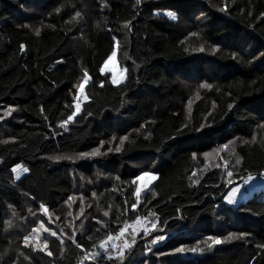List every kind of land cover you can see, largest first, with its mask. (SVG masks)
<instances>
[{
	"label": "trees",
	"instance_id": "1",
	"mask_svg": "<svg viewBox=\"0 0 264 264\" xmlns=\"http://www.w3.org/2000/svg\"><path fill=\"white\" fill-rule=\"evenodd\" d=\"M263 173L264 0H0V264H120L145 220L165 241L121 264H264V190L223 204Z\"/></svg>",
	"mask_w": 264,
	"mask_h": 264
},
{
	"label": "rangeland",
	"instance_id": "2",
	"mask_svg": "<svg viewBox=\"0 0 264 264\" xmlns=\"http://www.w3.org/2000/svg\"><path fill=\"white\" fill-rule=\"evenodd\" d=\"M163 15L171 20L175 18L174 15L170 13H165ZM125 71V67L121 65L117 60V52L114 51V53L103 64L100 73L102 75H109L110 83L112 84V86L119 87L125 80ZM87 83L88 80L85 79L79 87L78 101L80 103L78 102L75 105L77 110L76 114L79 112L81 103L87 100L84 91V87ZM12 171L14 180L16 182L21 180L24 176L28 174L27 169L22 166H16L13 168ZM154 181L155 177L153 174L147 173L139 176L136 180V198L139 199L140 196L145 191H147L150 184H152ZM236 184L237 183H233L232 187H234ZM223 204L225 205L226 201L223 202ZM45 236L55 238L57 236V233H55L53 229H49L46 228L44 225L38 224L35 231L32 232L31 237H28V240L25 242V245L31 246L35 252L46 255V244L45 241L42 240ZM155 237H157L155 240L156 246L159 245V242L161 243L165 241V238H163V234L161 233L160 229L158 230L157 223L155 220L138 221L135 224L123 228V230L117 236L109 238L104 244L101 245L100 249H102V253L104 255H107V257L118 258V262L121 264L126 262L127 260L132 259L131 257L139 256L134 251L128 254L133 249L135 244L145 239H153ZM18 262L23 264H29V262H27L23 258H19Z\"/></svg>",
	"mask_w": 264,
	"mask_h": 264
},
{
	"label": "crops",
	"instance_id": "3",
	"mask_svg": "<svg viewBox=\"0 0 264 264\" xmlns=\"http://www.w3.org/2000/svg\"><path fill=\"white\" fill-rule=\"evenodd\" d=\"M251 193V188L246 183H237L231 190L227 193L224 201H226V206L232 210H235L241 203L253 197Z\"/></svg>",
	"mask_w": 264,
	"mask_h": 264
},
{
	"label": "built area",
	"instance_id": "4",
	"mask_svg": "<svg viewBox=\"0 0 264 264\" xmlns=\"http://www.w3.org/2000/svg\"><path fill=\"white\" fill-rule=\"evenodd\" d=\"M240 183H246L251 188V193H259L261 190H264V173L249 175Z\"/></svg>",
	"mask_w": 264,
	"mask_h": 264
}]
</instances>
